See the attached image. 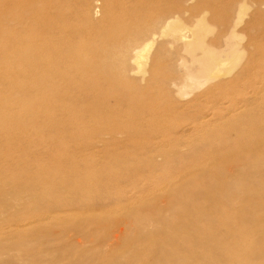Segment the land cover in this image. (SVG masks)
<instances>
[{"label": "rangeland", "instance_id": "rangeland-1", "mask_svg": "<svg viewBox=\"0 0 264 264\" xmlns=\"http://www.w3.org/2000/svg\"><path fill=\"white\" fill-rule=\"evenodd\" d=\"M120 1L127 2L139 25L165 8L180 13L186 26L201 18L212 29L207 42L215 40L219 50L225 48L223 36L234 29L244 57L230 75L220 66L202 87H187L178 95L167 79L182 80L186 72L173 59L178 53L191 58L168 33L156 36L148 51V57L157 53L160 58L157 78L149 84L140 82L137 73L130 77L137 86L113 87L87 69L85 84L78 82L68 92L48 90L24 80L20 69L6 60L2 34L10 25L4 23L6 0H0V196L32 198L43 212L50 200L73 198L61 210H49L47 221L27 229V235L35 236L52 227L60 247L68 235L112 230L123 219L124 207L133 213L159 200L162 205L161 197L171 195L167 190L183 182L179 171L218 155L204 144L212 132L232 131L234 122L251 120L264 126V0ZM69 2L75 6V0ZM238 2L247 7L239 20ZM101 18L96 23H103ZM39 30L32 24L23 33ZM151 68L148 60L145 79ZM258 138L264 140L263 134ZM230 143L225 145L237 147ZM94 216L106 223L101 230L85 225ZM263 238L260 231L252 240ZM120 253L121 264H127L129 251L122 247Z\"/></svg>", "mask_w": 264, "mask_h": 264}, {"label": "bare ground", "instance_id": "bare-ground-1", "mask_svg": "<svg viewBox=\"0 0 264 264\" xmlns=\"http://www.w3.org/2000/svg\"><path fill=\"white\" fill-rule=\"evenodd\" d=\"M238 7L239 20L247 7L239 2ZM129 8L120 0H75V6L69 0H6L4 23L10 26L2 34L4 56L24 80L48 90L68 92L78 82L85 84L87 69L110 86H137L133 74L141 73L139 81L147 84L157 78L160 58L157 53L148 57V51L156 36L169 33L191 58L178 53L173 59L186 72L182 80L167 79L178 95L187 87H202L220 66L230 75L244 57L234 29L223 36L225 48L219 50L215 40L207 42L212 29L201 18L186 26L180 13L165 8L139 25ZM98 17L103 23H96ZM32 24L40 30L24 34ZM148 60L152 68L145 79ZM234 127L206 137L204 144L218 155L179 171L183 182L167 190L171 195L161 197L162 205L159 200L133 213L124 207L123 219L112 230L68 235L62 247L52 227L35 236L27 235V229L47 221L49 210L59 211L73 198L50 200L43 212L32 198L0 196V264H121L122 247L131 257L127 264H253V259L264 264V238L252 240L264 234V140L258 142L264 126L251 120L234 122ZM229 140L235 149L225 145ZM86 224L98 230L106 226L95 216Z\"/></svg>", "mask_w": 264, "mask_h": 264}]
</instances>
